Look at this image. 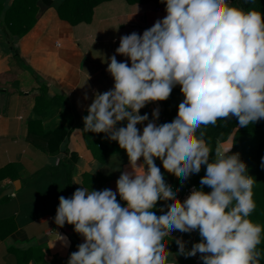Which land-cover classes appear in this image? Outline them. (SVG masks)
Listing matches in <instances>:
<instances>
[{
  "label": "clouds",
  "instance_id": "obj_1",
  "mask_svg": "<svg viewBox=\"0 0 264 264\" xmlns=\"http://www.w3.org/2000/svg\"><path fill=\"white\" fill-rule=\"evenodd\" d=\"M161 3L163 19L142 35L120 37L116 54L129 58L130 66L110 57L114 87L97 92L83 117L85 131L105 133L126 150L133 170L116 182L126 206L111 189L80 187L71 197H59L54 222L73 225L84 238L68 264H168L165 238L197 230L201 241L191 250L182 238L175 240L179 254L199 253L203 264H260L264 226L250 219L254 181L233 146L218 140L212 158L201 129L218 120L236 118L238 127H247L264 119V13L229 0ZM177 85L184 99L171 122L156 123L159 108L152 120L140 114L149 102L167 100ZM123 121L126 126L117 127ZM146 121L141 133L137 125ZM141 158L144 164L137 166ZM155 158L182 182L206 166L201 188L181 201ZM160 200L173 202L157 215L152 210ZM56 238L69 245L66 236Z\"/></svg>",
  "mask_w": 264,
  "mask_h": 264
},
{
  "label": "crops",
  "instance_id": "obj_2",
  "mask_svg": "<svg viewBox=\"0 0 264 264\" xmlns=\"http://www.w3.org/2000/svg\"><path fill=\"white\" fill-rule=\"evenodd\" d=\"M14 1L0 0V264H68L84 238L73 225L54 222L59 197L84 187L111 189L120 198L116 182L122 172L133 170L126 150L105 133L85 131L83 117L97 92L114 87L107 71L110 57L115 54L130 66L129 58L116 54L120 37L142 35L166 16V6L103 0L90 21L73 24L59 15L64 0H53L18 33L7 20ZM156 108L161 124L162 101L149 102L140 114L152 120ZM146 124L137 125L141 133ZM222 143L232 145L231 139ZM155 163L170 185L161 160ZM143 164L141 158L137 166ZM15 182L19 187L3 195ZM172 202L163 201L161 208ZM57 233L68 238V246ZM196 237L173 231L165 241L182 238L191 250ZM168 251V264H180L179 246Z\"/></svg>",
  "mask_w": 264,
  "mask_h": 264
},
{
  "label": "trees",
  "instance_id": "obj_3",
  "mask_svg": "<svg viewBox=\"0 0 264 264\" xmlns=\"http://www.w3.org/2000/svg\"><path fill=\"white\" fill-rule=\"evenodd\" d=\"M53 0H15L12 4L11 13H8L7 20L14 32H24L29 28L36 19V14L44 10L51 4ZM103 0H64L59 7V15L61 18L68 20L71 23H78L82 21H90L95 5ZM130 2H154L156 5L166 4L161 3V0H127ZM234 6L244 8L246 11L255 7L257 11L264 13V0H255L254 5L245 3V0H233ZM16 33V32H15ZM184 97L181 93L180 86L173 88L170 97L163 102V119L161 124L171 122L178 114L179 103L183 101ZM205 132V139L209 147L212 149V158H214V151L217 141H232V153H239L240 158L244 161L248 168V175L252 177L253 184V200L255 202V210L250 216V219L264 226V168L261 167V158L264 157V119L250 124L247 127H238V120L232 118L229 120H218L215 126L208 125L207 128H202ZM107 151L105 150L101 155L104 157ZM206 174V167L202 166L200 173L192 174L187 180L181 181V178L168 172L170 179V186L176 191L177 196L181 194L186 187L195 184L198 189L201 188L200 180ZM203 190L210 192L211 189L207 186ZM118 201H122L117 198ZM163 201L157 202L156 207L152 210L156 214L159 213ZM261 244L258 245V250L262 252L260 264H264V231L261 233ZM201 241L198 234L196 243ZM165 244L168 246L167 250L174 249L176 242L173 239H166ZM180 264H203L201 259L194 257H184Z\"/></svg>",
  "mask_w": 264,
  "mask_h": 264
},
{
  "label": "built area",
  "instance_id": "obj_4",
  "mask_svg": "<svg viewBox=\"0 0 264 264\" xmlns=\"http://www.w3.org/2000/svg\"><path fill=\"white\" fill-rule=\"evenodd\" d=\"M193 189H198V187L196 185H190V186L186 187L185 190L177 196V198L180 199L181 201L185 200L190 195V193ZM191 233H193L196 236L199 234L198 230L193 231Z\"/></svg>",
  "mask_w": 264,
  "mask_h": 264
},
{
  "label": "water",
  "instance_id": "obj_5",
  "mask_svg": "<svg viewBox=\"0 0 264 264\" xmlns=\"http://www.w3.org/2000/svg\"><path fill=\"white\" fill-rule=\"evenodd\" d=\"M19 185L17 182H15L11 187H9L8 189H6L3 193V195H6L8 193H12L16 188H18Z\"/></svg>",
  "mask_w": 264,
  "mask_h": 264
}]
</instances>
